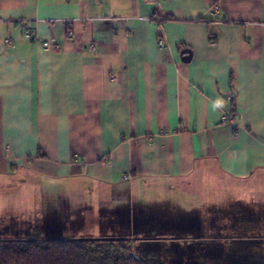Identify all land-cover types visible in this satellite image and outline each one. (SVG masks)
Returning a JSON list of instances; mask_svg holds the SVG:
<instances>
[{
  "label": "crops",
  "instance_id": "0c3cea01",
  "mask_svg": "<svg viewBox=\"0 0 264 264\" xmlns=\"http://www.w3.org/2000/svg\"><path fill=\"white\" fill-rule=\"evenodd\" d=\"M222 181L264 191V0H0V215L218 247L173 191Z\"/></svg>",
  "mask_w": 264,
  "mask_h": 264
},
{
  "label": "rangeland",
  "instance_id": "374dc122",
  "mask_svg": "<svg viewBox=\"0 0 264 264\" xmlns=\"http://www.w3.org/2000/svg\"><path fill=\"white\" fill-rule=\"evenodd\" d=\"M207 183L204 189H199L197 192L190 189L188 194L175 189L173 197L176 199L181 197V206L184 210L186 209L183 211L184 216L187 215L194 221L198 220L197 217H202L204 223L211 228L200 231L196 222H193L195 226L187 230V235L191 237L216 235L218 237L216 241L220 243L218 247H215L216 245L213 243H198L197 241L202 240L188 238L177 246L172 244L175 241H168L169 243L158 246L142 240L137 242L138 244L134 246V249L150 256L158 264H264V247L252 249L248 244L249 240L246 238L255 232L258 235L264 234V222H259L254 226L252 221L248 220L249 223L247 222L246 217L247 209L250 210L252 206L248 205L249 201L264 203V196H262L264 191L259 189L236 190L233 186L234 183L224 181ZM38 192L41 194V200L45 197V193L47 194L42 187ZM1 211L3 214L0 217L7 219V221L0 222V239H25V234L37 233L41 237L46 234L56 238H68L67 232L79 236L87 230L84 220L67 225L66 222L58 221L45 222L41 220L37 222L32 216L30 220L25 222L19 220L17 216H7L4 210ZM177 225H186V221L177 222ZM223 236L229 238H223Z\"/></svg>",
  "mask_w": 264,
  "mask_h": 264
},
{
  "label": "trees",
  "instance_id": "16d2710c",
  "mask_svg": "<svg viewBox=\"0 0 264 264\" xmlns=\"http://www.w3.org/2000/svg\"><path fill=\"white\" fill-rule=\"evenodd\" d=\"M129 238L0 239V264H158Z\"/></svg>",
  "mask_w": 264,
  "mask_h": 264
},
{
  "label": "built area",
  "instance_id": "2783aa9c",
  "mask_svg": "<svg viewBox=\"0 0 264 264\" xmlns=\"http://www.w3.org/2000/svg\"><path fill=\"white\" fill-rule=\"evenodd\" d=\"M161 6H162V4L161 3H158L157 7L158 8H161ZM213 10L216 11L217 8L215 7ZM155 18H156V21L159 22V23L162 20V17L161 16H157ZM24 25H25V34L28 37H32V38L36 39V33L31 29L30 22H26ZM160 44H161V46H163L164 45V42L161 41ZM44 45L46 47H50V46L56 47V44H55L54 41H52L50 43L45 42ZM231 97H232V95H230L229 98H231ZM225 115H226L225 121H227L228 123H231L234 126H237L238 123H239V121L242 118V116L240 114L236 113V111L234 109H230L229 107L227 108Z\"/></svg>",
  "mask_w": 264,
  "mask_h": 264
},
{
  "label": "water",
  "instance_id": "95a60500",
  "mask_svg": "<svg viewBox=\"0 0 264 264\" xmlns=\"http://www.w3.org/2000/svg\"><path fill=\"white\" fill-rule=\"evenodd\" d=\"M190 58H191V54L190 53H187L184 56V60H190ZM103 239H121V238H103Z\"/></svg>",
  "mask_w": 264,
  "mask_h": 264
}]
</instances>
